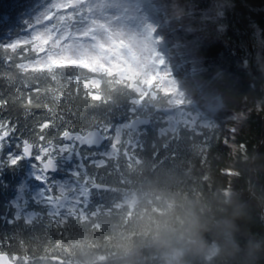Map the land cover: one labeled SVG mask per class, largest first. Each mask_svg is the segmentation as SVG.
Returning <instances> with one entry per match:
<instances>
[{"label":"trees","instance_id":"trees-1","mask_svg":"<svg viewBox=\"0 0 264 264\" xmlns=\"http://www.w3.org/2000/svg\"><path fill=\"white\" fill-rule=\"evenodd\" d=\"M48 1L0 0V43L20 47L38 39L27 28ZM113 1L132 17L127 23L146 35L149 25L162 23L155 34L171 55L167 66L176 86L168 95L170 85H158L163 95L135 103L126 86L135 74L120 71L112 78L116 70H108L103 93L110 102L89 111L133 145L118 161L113 156L111 168L93 167L109 141L100 150L78 147L83 160L74 152L70 166L66 151L57 155L64 167L59 180L70 178V196L90 175L110 187L92 189L86 210L57 213L44 193L43 201L28 193L21 211L6 213L25 170L6 163L13 149L5 142L0 242L19 254V264H264V0H150L155 17L141 0ZM26 75L42 86L50 80L48 73ZM68 75L58 72L61 87ZM100 88L93 80L81 84V94ZM88 95L99 99L98 92ZM4 116L29 129L39 118L25 117L20 105L0 109ZM138 116L153 122L132 131L128 124Z\"/></svg>","mask_w":264,"mask_h":264},{"label":"snow or ice","instance_id":"snow-or-ice-1","mask_svg":"<svg viewBox=\"0 0 264 264\" xmlns=\"http://www.w3.org/2000/svg\"><path fill=\"white\" fill-rule=\"evenodd\" d=\"M53 8L54 5H50L48 11H53ZM60 11L71 12L73 17H65L66 22H58ZM148 29L155 41L161 39L152 35L155 26L149 25ZM27 30L37 34L38 39L29 38L20 47H15L12 41L0 43V52L3 53L0 55V65L5 66L3 71H0L4 84V89L0 90V109L8 110L10 105H20L25 117L38 115L39 118L33 119L32 128L29 129L22 126L18 120L13 121L11 116L0 117V148L5 146V142H14L19 149L17 153L9 155L6 163L15 164L19 159L30 156L37 162L41 173L37 178L45 179L47 172L55 167L54 159L59 153L75 151L78 147H91L101 140H107L109 150L94 158L93 167H113V156L118 161L122 153L128 152L133 140L126 139L125 135L116 131L110 124L90 113L89 108L110 102L111 98L103 93L109 69L116 70L111 73L112 78L120 71L135 74L134 78L130 76V82H126L135 103L144 102L149 96L163 95L160 87L164 85H170L165 88V92L171 95L172 87L176 85L163 55L159 52L152 55L149 52L148 55H152V59L148 60L144 53H140L135 68H132L128 63V51L121 46L125 43V34L114 28L106 17L97 14L92 0H87V8L85 4H81L77 10L75 6L70 5L55 12L43 23H33ZM49 33L53 34L49 36ZM20 39L14 40L19 42ZM39 39H44L45 42L41 44ZM61 55L72 56L80 62L55 65L49 63L52 58ZM93 65L97 70H93ZM101 66L103 71H100ZM35 72L48 73L50 80L45 81L42 86L39 79H31L30 75H26ZM58 72L72 74L68 75L65 87H61ZM93 80H98L101 88L83 89L81 94V84ZM89 91L98 92L99 99L90 97ZM34 109L46 111L42 114L34 113ZM188 129L194 131V128ZM195 134L203 133L196 131ZM132 150L135 151V147ZM103 183L97 182L96 177L91 175L82 179L81 187L76 190L67 210L77 207L86 210L92 189L107 190ZM85 193L87 200L84 199ZM49 194L56 200L57 193L54 189H49ZM58 195L63 199L64 191L61 190ZM4 243L0 242V264H16L19 254L9 252L8 248L3 246ZM5 257L7 260L3 259Z\"/></svg>","mask_w":264,"mask_h":264},{"label":"rangeland","instance_id":"rangeland-1","mask_svg":"<svg viewBox=\"0 0 264 264\" xmlns=\"http://www.w3.org/2000/svg\"><path fill=\"white\" fill-rule=\"evenodd\" d=\"M142 3L146 4V2H150V0H141ZM72 0H50L44 4L41 5V9L39 12V15L36 17V21L37 23H43L44 21L47 20V15L48 13H50L51 11H48V7L50 5H54L53 11L57 12L59 10H62L68 6L71 5ZM92 6L94 8H96L97 10V14L98 15H102L103 17H106L108 19V22L114 27L117 28L119 32L125 34L124 35V39H125V43L123 45H121L122 47L126 48L128 51V56H129V60L128 62L131 63V66L133 68H135L136 63L138 62V57L140 55V53H144L145 57L148 60L152 59V55H155V53L152 52V50H150L151 44L153 43L155 45V49H157V46H164V40H159V42L155 43L154 38L151 36L150 34H147L145 32H141L135 28H133L130 24H128L127 22H129L131 20L132 17L127 18V16L124 14V11H122L121 7H122V3L120 1H113V0H94L92 1ZM149 7V6H148ZM79 9V7H77ZM152 7H150L148 9L149 12H153ZM155 12V11H154ZM62 14V15H60ZM60 16L58 17V22H66L65 21V17H70V15L72 14L71 12L68 13H64L63 11H60ZM156 14V12H155ZM119 17H122V19H119ZM155 17V16H154ZM162 23L158 21L157 19V23L155 24V30L158 29L159 26H161ZM155 32V31H154ZM153 32V33H154ZM33 33V32H32ZM152 33V35H153ZM53 33H49V36H51ZM33 36H35L36 38H38V35L33 33ZM45 40L44 39H39V43H44ZM264 45V43L262 44V46ZM263 48V47H261ZM151 52L152 55H148V53ZM170 54H172L170 52ZM258 55H260V51H258ZM260 57V56H259ZM67 63V64H71V63H79L80 60H76L74 59L72 56H68V55H61V56H57L52 58L49 63ZM87 65V64H86ZM95 66V65H93ZM103 68V66H101ZM262 67L264 68V64H262ZM165 88H167V86H165ZM1 150V148H0ZM78 150L76 149L75 151H66L67 152V156H66V163H69L72 160V156L74 154V152L76 153ZM65 152V151H64ZM55 158H58V156H56ZM34 161V159H32ZM59 162V160H58ZM60 163V162H59ZM70 166V164H69ZM29 177L30 178H35L38 177L39 174V168H32L29 169ZM23 186H25V183H23ZM73 189L71 184H68L66 182V180H62L58 183V187H57V191L60 193L61 190L64 191V198L61 200V205L59 204L60 208L67 210V206L69 204V202L71 201V199L73 198L72 195L70 196V192H72L71 190ZM69 191V193H68ZM35 195L39 197V190H35ZM59 198H61L59 196ZM58 204V202H57Z\"/></svg>","mask_w":264,"mask_h":264},{"label":"flooded vegetation","instance_id":"flooded-vegetation-1","mask_svg":"<svg viewBox=\"0 0 264 264\" xmlns=\"http://www.w3.org/2000/svg\"><path fill=\"white\" fill-rule=\"evenodd\" d=\"M15 151V152H13ZM19 151L18 147L17 148H14L12 150V154L14 153H17ZM19 162L20 161H25V157L22 158V159H19L18 160ZM18 161L16 163H18ZM15 163V164H16ZM33 166H35L34 163H32V168H34ZM30 178L28 177L27 180H29ZM27 180H25L23 183L27 182ZM22 183V185H23ZM36 182H32V180H29L28 183H26V188L29 190V191H32V185L34 184L35 185ZM21 185L22 188H24L23 186ZM40 189L41 187H37L35 188L36 189ZM35 190H34V193H29L30 194V198H34L35 200L37 201H42V198H43V193L41 191H39V197L35 195ZM46 195V194H45ZM27 196L28 194H25V193H21V194H18L16 195L14 198H12L10 200V202L6 205V212H11L12 211V208L14 207H17L19 209V211H21L22 209V205L20 206V204H24L25 203V200L27 199ZM47 199H48V202L52 205V207L54 208L55 211H57L59 213L60 211V206L59 204L61 203V200L62 198H59L57 197L56 200H53L52 198H50L48 195H46ZM58 202V204H57ZM47 205V204H46ZM61 205V204H60ZM48 207H50V205H47Z\"/></svg>","mask_w":264,"mask_h":264},{"label":"water","instance_id":"water-1","mask_svg":"<svg viewBox=\"0 0 264 264\" xmlns=\"http://www.w3.org/2000/svg\"><path fill=\"white\" fill-rule=\"evenodd\" d=\"M82 3V1L81 0H75V1H73L72 2V6H76V5H79V4H81ZM151 122H152V120H151V118H149V117H146V116H142V117H138V118H136V119H134L133 121H132V123H131V129L132 130H138L139 128H141V127H144V126H149L150 124H151ZM263 139H264V132H263ZM107 140H101V141H99L98 143H96V144H93L91 147H97V148H101L103 145H104V143L106 142ZM87 147H89V146H87ZM79 156H80V154H79ZM54 164H55V167L53 168V169H51V170H49V172H57L58 171V164H57V160L56 159H54ZM103 187L105 188V189H109V186H107V185H103ZM4 260H7V258L5 257V258H3ZM18 259H16V261H17ZM17 264V263H16Z\"/></svg>","mask_w":264,"mask_h":264}]
</instances>
